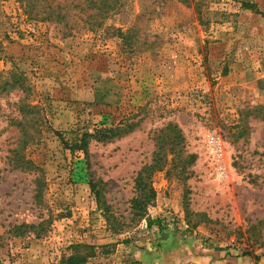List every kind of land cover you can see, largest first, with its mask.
Here are the masks:
<instances>
[{"label": "rangeland", "instance_id": "obj_1", "mask_svg": "<svg viewBox=\"0 0 264 264\" xmlns=\"http://www.w3.org/2000/svg\"><path fill=\"white\" fill-rule=\"evenodd\" d=\"M122 1L97 27L90 0H0V263L137 264L167 233L264 259V0ZM154 159L161 235L133 202Z\"/></svg>", "mask_w": 264, "mask_h": 264}, {"label": "trees", "instance_id": "obj_2", "mask_svg": "<svg viewBox=\"0 0 264 264\" xmlns=\"http://www.w3.org/2000/svg\"><path fill=\"white\" fill-rule=\"evenodd\" d=\"M34 1L38 0H25V5L28 10V12L32 16H36L38 14L34 13V7H38L39 5L35 6ZM41 1V0H39ZM46 1V0H43ZM90 3L92 4L94 8V13L91 15V18L94 20L95 25L97 27L103 26L104 20L109 19L113 17L114 15L120 13L122 9L125 7V3L122 0H90ZM39 12V11H38ZM45 17L44 19L46 20H52L58 23H65L67 19L66 13L63 12V9H55V10H48L45 12ZM97 22V23H96ZM138 27L136 24H130L128 29L124 31L121 27L120 28H114L113 31L119 36V38H122V40H129L130 43V51L135 50L137 46L141 44V40L134 39V30H136ZM14 73V72H13ZM15 76L19 77V80L23 81L25 78L21 77L22 74L21 72H15ZM21 87V86H19ZM22 88V87H21ZM32 108V106H30ZM124 128H121L120 126H117L116 128H101L97 129L94 133H89L85 132L81 139H80V144L76 146V148L84 150L86 153H88V146L90 143V139L97 138L99 140L102 139H107L110 138L111 135H115L116 133H120L123 131ZM176 139L181 138L180 130L179 128L176 129ZM191 157H194L191 155ZM25 162L31 163V161L24 160ZM162 164L154 159L151 164L145 165L144 167L141 168V170L138 173L137 179H136V189L139 193V195L133 199V202L135 203V207L137 212H135V215L137 218L140 220L146 219L147 221V226L149 228H152L154 224L158 225L159 229V234L161 235L163 230H164V220L161 218H152L148 214V206L155 200V190L154 188L147 182V178L151 175V173L155 169H160ZM145 174L147 176L145 180ZM141 194V195H140ZM22 227V226H21ZM30 227H34V225H31ZM168 234V233H167ZM167 234L163 237L166 238ZM165 238H161V244ZM161 244L159 246H161ZM256 260H258V256H256ZM84 258H80L76 262H84ZM76 262H71V263H76Z\"/></svg>", "mask_w": 264, "mask_h": 264}, {"label": "crops", "instance_id": "obj_3", "mask_svg": "<svg viewBox=\"0 0 264 264\" xmlns=\"http://www.w3.org/2000/svg\"><path fill=\"white\" fill-rule=\"evenodd\" d=\"M132 253L130 257L135 258L137 264H264V259L252 263L250 258L226 256V252L211 251L197 245L195 241L180 242L178 237L173 236L166 237L161 246L149 245L144 249L133 250ZM30 261L31 264H39L38 261Z\"/></svg>", "mask_w": 264, "mask_h": 264}]
</instances>
